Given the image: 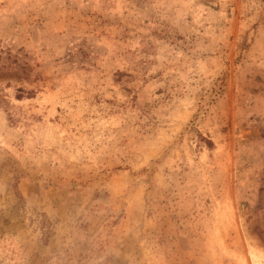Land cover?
<instances>
[{
  "label": "rangeland",
  "instance_id": "374dc122",
  "mask_svg": "<svg viewBox=\"0 0 264 264\" xmlns=\"http://www.w3.org/2000/svg\"><path fill=\"white\" fill-rule=\"evenodd\" d=\"M0 264H264V0H0Z\"/></svg>",
  "mask_w": 264,
  "mask_h": 264
}]
</instances>
